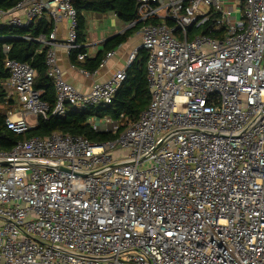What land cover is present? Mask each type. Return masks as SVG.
Segmentation results:
<instances>
[{
	"label": "built area",
	"instance_id": "built-area-1",
	"mask_svg": "<svg viewBox=\"0 0 264 264\" xmlns=\"http://www.w3.org/2000/svg\"><path fill=\"white\" fill-rule=\"evenodd\" d=\"M73 2L0 8V26L43 15L54 24L36 40L48 46L55 106L34 88L31 64L7 57L19 101L7 128L22 134L67 105L113 103L140 48L151 101L116 140L53 133L0 150V264H264V0H138L129 25L142 24L141 47L89 91L64 78L57 54L63 20L68 56L80 47ZM210 10L225 34L190 38ZM91 123L107 131L114 121Z\"/></svg>",
	"mask_w": 264,
	"mask_h": 264
},
{
	"label": "trees",
	"instance_id": "trees-1",
	"mask_svg": "<svg viewBox=\"0 0 264 264\" xmlns=\"http://www.w3.org/2000/svg\"><path fill=\"white\" fill-rule=\"evenodd\" d=\"M21 0H0V8L10 9ZM78 11L79 29L78 43L80 47L74 49L70 56L71 64L94 72L99 69L107 52L125 41L132 30H139L142 26L138 23L128 32L116 35L108 40L103 50L94 58L86 57L79 60L80 54H87L86 37L87 15L90 13H115L123 23L130 24L138 14V0H74ZM219 13L210 10L209 20L196 28L191 26L189 37L196 34H208L221 38L225 29L217 25ZM158 20L152 21L157 23ZM54 29V24L49 16L43 15L29 28L14 26H0V150H11L18 142L32 137H47L53 133L84 136L93 142H106L116 140L119 135L130 125L137 122L140 114L147 108L151 101V89L148 82L147 60L148 51L140 48L136 60L127 69V78L117 91L113 103L99 107L76 108L67 105L66 112L60 115L50 114L48 118L40 117L34 129L18 134L8 129L6 119L8 112L19 105L17 94H11L7 87L10 76L6 68V59L10 57L21 62H28L35 70L36 77L34 88L40 92L41 99L49 102L53 109L56 103V91L52 78L47 74L46 56L48 46L36 39L42 35H49ZM6 46L10 50L6 51ZM110 118L114 123L109 130L94 129L93 119Z\"/></svg>",
	"mask_w": 264,
	"mask_h": 264
},
{
	"label": "crops",
	"instance_id": "crops-1",
	"mask_svg": "<svg viewBox=\"0 0 264 264\" xmlns=\"http://www.w3.org/2000/svg\"><path fill=\"white\" fill-rule=\"evenodd\" d=\"M108 15L110 17V27H105L104 29L99 30L97 37L94 40L90 39L89 41H86L85 46L87 47L88 58H94L101 50H103L109 39L116 35L126 33L131 28L129 24L123 23L119 20L115 13H108ZM87 17H89V14ZM56 33L59 44L57 46V54L64 78L82 91H89L95 80L104 81L114 73L124 69L128 64L130 54L134 49L140 48L142 44L140 29L132 30L125 41L111 50L114 52L111 57L106 58L108 52L106 53V60L102 63L100 68L97 69V74L89 77L81 72V68L71 66L69 56L63 46L67 34V22L65 20L57 23ZM11 94H15V92H12Z\"/></svg>",
	"mask_w": 264,
	"mask_h": 264
},
{
	"label": "rangeland",
	"instance_id": "rangeland-1",
	"mask_svg": "<svg viewBox=\"0 0 264 264\" xmlns=\"http://www.w3.org/2000/svg\"><path fill=\"white\" fill-rule=\"evenodd\" d=\"M110 17L108 13H90L87 17V32L85 33L86 40H94L97 37L99 30L105 27H110Z\"/></svg>",
	"mask_w": 264,
	"mask_h": 264
}]
</instances>
